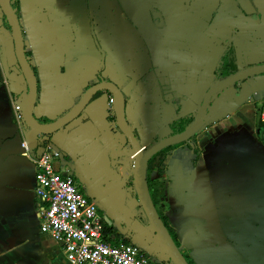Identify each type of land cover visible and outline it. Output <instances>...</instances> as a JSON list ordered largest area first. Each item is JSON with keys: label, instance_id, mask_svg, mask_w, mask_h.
<instances>
[{"label": "crops", "instance_id": "0c3cea01", "mask_svg": "<svg viewBox=\"0 0 264 264\" xmlns=\"http://www.w3.org/2000/svg\"><path fill=\"white\" fill-rule=\"evenodd\" d=\"M15 1L41 124L63 118L93 86L112 83L149 148L170 137L173 121L198 116L229 48L239 71L264 65V0ZM0 53L1 149L19 133L11 97L29 90L1 5ZM111 97L98 93L78 120L42 142L55 168L98 203L105 242L135 244L151 263L171 264L132 183L134 155ZM263 99L264 73L217 92L204 132L151 164L158 210L193 264H264ZM35 186L28 157L0 163V264H68L62 246L41 232Z\"/></svg>", "mask_w": 264, "mask_h": 264}, {"label": "water", "instance_id": "95a60500", "mask_svg": "<svg viewBox=\"0 0 264 264\" xmlns=\"http://www.w3.org/2000/svg\"><path fill=\"white\" fill-rule=\"evenodd\" d=\"M0 5L6 17V20L11 28V31L13 33L16 57L19 66L22 69V72L28 83L29 90H28V95L26 97L23 95H14V96L22 97L21 104L23 108L24 122L26 124V127L30 129V132H28L27 134L24 132L23 134H21L19 132L13 140L4 143V145L0 149V163L4 162L8 157L12 155H22L24 151L22 148L23 141L30 142L31 140H33L32 137L33 132H37L38 134L41 135H51L57 133L58 131L64 129L71 123L78 120L82 115V113L86 110L88 105L91 103L93 97L98 92L101 91L110 92L115 98L114 107L116 111L118 127L120 128L124 136L130 141L133 147V152H134V160L132 163L133 179H134L133 183L135 186L136 193L138 195V199L143 208L144 214L147 220L149 221L150 226L152 227L162 247L165 249L168 258L170 260V263L189 264L188 260L181 252L180 248L177 247L176 244L174 243L170 233L166 229L164 223L162 222L161 217L159 216L153 204L147 182L148 162L150 158L160 150L170 145L186 141L189 138H191L193 135L203 132L205 130V127L204 125L202 126V124L205 119L208 105L210 103L212 96L215 95L218 91L228 88L236 83H239L246 78H249L251 76L260 73H264V65L243 70L217 83H214L204 98L202 107L195 122L186 130L185 133L161 141L153 145L149 149L145 150L142 144L136 138L135 133L128 125V121L125 113L126 101L124 95L121 93L118 87L110 83H102L90 88L87 91L86 95L82 98L80 103L77 105V107L74 108L67 115H65L63 118L59 119L58 121L52 124H41L40 122H38V120L34 117V112H33L38 96V83L34 71L26 58L24 38H23V32L21 29L20 20L18 19L16 12L12 8L11 0H0ZM0 57H2L1 53H0ZM17 145H19L18 146L19 148H17Z\"/></svg>", "mask_w": 264, "mask_h": 264}, {"label": "built area", "instance_id": "2783aa9c", "mask_svg": "<svg viewBox=\"0 0 264 264\" xmlns=\"http://www.w3.org/2000/svg\"><path fill=\"white\" fill-rule=\"evenodd\" d=\"M21 103V96H13V116L19 128L27 129ZM109 104L114 105V100ZM36 147L33 140L23 141L24 154L35 166V194L42 204L41 232L62 246L67 263L153 264L137 245L105 242L104 221L97 203L72 178L55 168V156L50 149L29 155Z\"/></svg>", "mask_w": 264, "mask_h": 264}, {"label": "trees", "instance_id": "16d2710c", "mask_svg": "<svg viewBox=\"0 0 264 264\" xmlns=\"http://www.w3.org/2000/svg\"><path fill=\"white\" fill-rule=\"evenodd\" d=\"M11 4H12V7L15 8L16 1L11 0ZM236 73H238V68L236 65V58H235L234 50L232 48H229L227 50L225 56L223 57L222 61L220 62V65L217 68V71L215 74V82H218L223 77L228 78V77H230ZM259 106H260V109L264 110V99L259 103ZM195 118H196L195 115H187V116H184V117L172 122L169 126L171 135L172 136H178V135L185 133L186 130L188 129V127H190V125L195 121ZM168 149H170V148H168ZM160 153H157L150 158V160L148 162V167H147V182H148L149 193H150L151 199L153 201V204H154L156 210H157V203L154 199L155 195L151 190V186H149L148 169H149V165L151 164V162L153 160H155L156 157ZM133 181H134V179L132 178V183H133ZM159 216L161 217L162 222L165 225V221L163 220L164 218L161 215H159ZM165 227L168 230V232L170 233V235H171L174 243L176 244V246L179 247L176 238L171 234V231H170L171 229L170 228L168 229V227L166 225H165ZM125 243H128V242H125ZM186 259L188 260L187 257H186ZM188 262H189V264H193V262L190 260H188Z\"/></svg>", "mask_w": 264, "mask_h": 264}, {"label": "flooded vegetation", "instance_id": "af4514ba", "mask_svg": "<svg viewBox=\"0 0 264 264\" xmlns=\"http://www.w3.org/2000/svg\"><path fill=\"white\" fill-rule=\"evenodd\" d=\"M154 19L155 20H158L159 22H161L162 23V17L160 16V14L158 13V12H155V14H154ZM24 38V37H23ZM25 46V45H24ZM25 54H26V58H27V60H28V53L26 52V47H25ZM29 62V61H28ZM262 66V65H261ZM253 68V67H252ZM217 71V70H216ZM243 71V70H242ZM239 72H241V71H239L238 70V73ZM237 74V73H236ZM252 77V76H251ZM250 78V77H249ZM246 79H248V78H246ZM246 79H244V80H242V81H245ZM223 80V79H222ZM219 81H221V80H219ZM218 81V82H219ZM241 81V82H242ZM215 83H217V82H215ZM240 83V82H239ZM100 84H102V83H100ZM110 84H112V83H110ZM237 84V83H236ZM98 85V84H97ZM113 85H115V84H113ZM235 85V84H234ZM96 86V85H95ZM116 86V85H115ZM117 87V86H116ZM209 91V90H208ZM221 91V90H220ZM102 92V91H101ZM219 92V91H218ZM98 93H100V92H98ZM97 93V94H98ZM110 93V92H109ZM122 93V92H121ZM96 94V95H97ZM95 95V96H96ZM125 98V97H124ZM13 99V96L11 97V100ZM111 99H113L114 101H115V98L114 97H111L110 98V100ZM109 100V101H110ZM126 101V100H125ZM252 101H254V96L252 97ZM261 102V101H260ZM259 102V103H260ZM259 103H258V107H259V109H260V106H259ZM203 104V103H202ZM111 106H114V105H111ZM209 106V105H208ZM202 107V106H201ZM261 110V113H260V124L261 125H264V110H262V109H260ZM189 115H193V114H189ZM187 116V115H186ZM81 117V116H80ZM195 117L197 118V116L195 115ZM116 118H117V116H116ZM182 118V117H181ZM196 118H195V120H196ZM180 119V118H179ZM178 120V119H177ZM176 121V120H175ZM174 122V121H173ZM195 122V121H194ZM193 122V123H194ZM204 122V121H203ZM16 123V122H15ZM192 123V124H193ZM191 124V125H192ZM128 125H129V123H128ZM190 125V126H191ZM17 126V125H16ZM202 126H203V124H202ZM18 127V126H17ZM129 127H130V125H129ZM66 128V127H65ZM131 128V127H130ZM189 128V127H188ZM18 129H19V132L21 133V134H23V132H25V129L26 128H19L18 127ZM132 129V128H131ZM27 130H29V132H30V129L29 128H27ZM117 130L122 134V135H124L122 132H121V130H120V128L118 127V123H117ZM132 131L135 133V135H136V138L138 139V141L140 142V139H139V136H138V134H137V132L134 130V129H132ZM59 132V131H58ZM204 132V131H203ZM202 133V132H201ZM201 133H197V134H195V135H193L191 138H189L188 140H186V141H183V142H180V143H177V144H185V143H187V142H189V141H192V140H195V138L199 135V134H201ZM55 134V133H54ZM51 135H53V134H51ZM48 136H50V135H41V134H38L37 132H33L32 133V137H33V141L35 142V144H36V149L35 150H33L29 155H33V154H38V153H40V151H42V150H44V149H50L52 152H53V154H54V156H55V153H54V151L51 149V147H49V146H47L46 145V143L45 142H42L43 140H45V138L46 137H48ZM125 137V136H124ZM173 137H175V136H172L171 135V132H170V137H167V138H165L164 140H167V139H170V138H173ZM126 138V137H125ZM126 140H127V142H128V144H129V146H130V148H131V150H132V152H133V147H132V145H131V143H130V141L126 138ZM164 140H157V143H159V142H161V141H164ZM194 143H193V148H194V151H195V153L196 154H198L199 152H198V148H197V145H196V143H195V141H193ZM141 143V142H140ZM156 143V144H157ZM177 144H173V145H170V146H168V147H166V148H164V149H162V150H160L159 152H157V153H160L157 157H156V159L159 157V156H161V155H163V154H166L167 152H169V151H171ZM155 145V144H154ZM153 146V145H152ZM151 146V147H152ZM144 148V147H143ZM150 148V147H149ZM149 148H144L145 150H147V149H149ZM168 148H170V149H168ZM156 153V154H157ZM133 155H134V152L132 153ZM23 156H25L26 158L28 157V156H26L25 154H24V151H23V154H22ZM155 155V154H154ZM155 159V160H156ZM155 160H153L152 162H151V164L155 161ZM151 164L149 165V169H148V176H149V186L151 185L150 184V175H149V173H150V167H151ZM151 190H152V188H151ZM153 192V191H152ZM155 195V194H154ZM154 199H155V201H156V197L154 196ZM156 203H157V201H156ZM157 211H158V213H159V215H161L162 217H163V215H162V213L158 210V205H157ZM164 218V217H163ZM164 221H165V225L168 227V229L170 228L171 230V234L176 238V240H177V243H178V246H179V242H178V238H177V235L175 234V232H174V230L171 228V226H169V224L167 223V221L165 220V218L163 219ZM184 256L185 257H187L185 254H184Z\"/></svg>", "mask_w": 264, "mask_h": 264}]
</instances>
